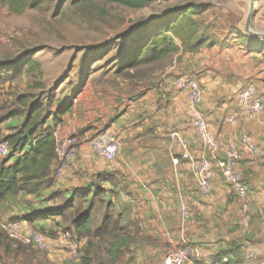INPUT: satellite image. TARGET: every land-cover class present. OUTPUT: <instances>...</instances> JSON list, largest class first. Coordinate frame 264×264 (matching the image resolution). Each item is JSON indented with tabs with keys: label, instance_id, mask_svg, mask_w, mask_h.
<instances>
[{
	"label": "crops",
	"instance_id": "1",
	"mask_svg": "<svg viewBox=\"0 0 264 264\" xmlns=\"http://www.w3.org/2000/svg\"><path fill=\"white\" fill-rule=\"evenodd\" d=\"M261 54L256 43L236 46L215 42L195 53L180 49L139 81L115 73L118 64L101 73L87 68L65 95H61L60 87L52 93V112L64 104L71 105L60 123L75 136L77 158L52 177L51 187L36 195L18 193L3 199L0 221L14 219L56 234L68 233L60 222L61 216L54 211L75 191L93 188L96 179L106 175L111 180L100 185L105 190L104 207L113 198L110 191L114 189L128 208V216L120 219L131 238L125 264H158L162 252L185 245L201 251L199 258L187 264H217L220 255L233 247L240 248L242 264L260 256L264 253L258 220L264 212V108L256 118L245 119L236 110L235 96L240 85L252 81L264 105ZM173 59L177 68L169 73L167 66ZM179 75L194 77L201 84L200 108L218 140L242 149L241 137L248 135L257 147L255 154L244 151L237 164L249 193L250 226L246 230L240 227L241 210L232 187L197 135L186 91L167 82ZM22 94L25 93L15 98ZM24 118L23 112L1 122V135L19 126ZM45 125H52V116ZM175 130L187 137L193 155L212 161L213 186L206 195L197 192L187 163L180 160L181 147L171 137ZM103 131L118 142L113 161H106L88 146V140ZM221 156L222 152H218L217 159ZM177 158L178 164L174 162ZM55 166L53 162L52 172ZM93 194L94 191L85 199L87 207L99 200L93 199ZM184 202L189 206L187 217L181 214ZM112 209L118 210L119 206L113 205ZM76 238L78 241L71 239L77 243L75 255L68 249L58 250L46 254L48 261L76 264L84 240Z\"/></svg>",
	"mask_w": 264,
	"mask_h": 264
},
{
	"label": "rangeland",
	"instance_id": "2",
	"mask_svg": "<svg viewBox=\"0 0 264 264\" xmlns=\"http://www.w3.org/2000/svg\"><path fill=\"white\" fill-rule=\"evenodd\" d=\"M32 1H38L39 6L27 8L20 14L9 11L0 3V106L4 103L8 105L21 92L35 96L42 103L59 87L61 95H65L72 88L71 83H77L87 68L101 73L125 59L127 51L136 46L141 26L154 33L160 24L157 20L168 10L185 3L205 7L195 18L201 20V26L210 40L236 46H247L248 43L255 42L262 52L259 62L264 64V39L249 36L243 31L251 0L155 1L140 9L102 1H96L93 6L79 7L72 5L70 0ZM252 26L253 29L264 30V0H253ZM19 57L20 62H38L42 75L28 72L26 67H22V71L13 77L9 63ZM158 65L160 64L157 63L156 67ZM35 82H41L43 87H31ZM58 124L62 126L61 123ZM57 166L59 162H56L55 168ZM55 168L52 177L57 176ZM86 207L85 201L75 200L73 206L65 213L66 219L61 217V224L70 226L74 212H82ZM91 216L92 228H96L105 216L104 204L99 200L94 201ZM26 225L46 236L57 237V234L50 230ZM68 237L77 240L70 231ZM82 238L83 251L87 238ZM92 240L95 245L91 250V258L107 261L105 243H99L97 239ZM81 249L78 251L76 264H83ZM47 253L49 252L39 250L31 244L15 240L0 227V264H51L46 258ZM263 262L264 253L246 260L245 264Z\"/></svg>",
	"mask_w": 264,
	"mask_h": 264
},
{
	"label": "trees",
	"instance_id": "3",
	"mask_svg": "<svg viewBox=\"0 0 264 264\" xmlns=\"http://www.w3.org/2000/svg\"><path fill=\"white\" fill-rule=\"evenodd\" d=\"M70 1L75 7L80 5L93 6L96 1H102L140 9L151 5L155 1L170 2L173 0ZM1 4L7 6L9 11L16 14L22 13L27 8L39 6L38 1L32 0H1ZM204 9V6L197 7L195 4L185 3L168 10L162 18L157 20L160 24L154 33L146 31L145 26H141L137 34L136 46L127 51L125 59L123 58L118 63L115 73L139 81L150 75L157 63L171 57L180 49L185 53H195L202 48L213 46L215 42L210 40L204 32L201 20L195 18ZM20 59L21 57L13 59V63H9V68L13 70V77H16L22 71V67H26L28 72H36L38 75H42L38 62L35 60L20 62ZM31 87L41 88L43 86L41 82H35ZM52 101L53 97L51 95L46 98L45 103H42L35 96L25 93L16 97L8 105L4 103L0 106V123L20 113L24 112L25 114V118L19 126L11 129L6 134L1 135L0 133V140H7L12 151L21 153L16 159L10 160L13 161L12 164H8L9 162L0 164V201L9 195L18 193L36 195L41 190L51 187L53 183L51 165L55 162L52 130L71 108L68 103L52 112ZM51 116L52 125H45ZM106 180L109 181L111 178L106 175L99 176L93 188L91 186L86 190L75 191L72 198L54 212L66 219L65 213L73 206L74 201H85L93 191V199L98 198L105 205L103 200L105 190L100 188V185ZM110 192L113 198L106 205L105 216L99 228H92V202L84 211H75L70 226L66 228L74 237L87 238V244L82 251L83 264L126 263L127 243L130 242L131 238L126 233V226L120 223V219L128 216V208L123 205L114 189ZM113 205L119 206L117 213L113 212ZM92 239H97L99 243H105L104 251L107 255V261L91 258V250L95 245ZM223 257H228L227 264H242L239 247H233L228 252L222 253L220 260Z\"/></svg>",
	"mask_w": 264,
	"mask_h": 264
},
{
	"label": "built area",
	"instance_id": "4",
	"mask_svg": "<svg viewBox=\"0 0 264 264\" xmlns=\"http://www.w3.org/2000/svg\"><path fill=\"white\" fill-rule=\"evenodd\" d=\"M177 68V61L173 59L167 66L169 73ZM169 82L176 89L185 90L191 111L192 123L195 127L197 135L208 150L210 156L215 158L216 168L222 175L223 179L232 187L234 195L239 203L241 210L240 227L243 230L249 228L250 214L248 210L249 193L246 188L243 174L237 168L244 151L249 154H255L257 147L248 135H242L241 146L239 149L230 142L218 140L210 129L205 112L200 108L202 102V88L197 79L191 76H173L168 78ZM236 110L240 116L251 120L260 115L264 105L261 96L257 92L254 82L248 81L242 85L236 92ZM235 122V121H233ZM52 134L54 137V153L55 162H59V166L55 168L56 175H59L62 169L68 166L76 158L74 149L75 136L71 131L57 124ZM171 137L181 147L180 160L187 163L196 184V190L200 195L208 194L213 186L214 166L210 158L204 156H195L189 148V140L186 136L178 131H172ZM89 148L106 161H113L118 154V142L116 138L109 132H99L88 140ZM218 152H222V156L217 159ZM21 153L12 151L7 140H0V164L16 159ZM177 158L174 160L176 164L180 162ZM181 214L187 217L189 214V206L187 203L181 205ZM259 234L264 241V212L258 215ZM0 227L15 240H19L25 244H31L42 251L54 252L58 250L68 249L75 255L77 251V243L73 242L68 233H58L57 237H49L38 231L29 229L27 225L19 220L8 219L4 222L0 221ZM201 251L193 245H185L162 252L158 258V264H187L193 258H199ZM228 257H223L217 264H227Z\"/></svg>",
	"mask_w": 264,
	"mask_h": 264
},
{
	"label": "water",
	"instance_id": "5",
	"mask_svg": "<svg viewBox=\"0 0 264 264\" xmlns=\"http://www.w3.org/2000/svg\"><path fill=\"white\" fill-rule=\"evenodd\" d=\"M252 18H253V0L250 1V4L248 6V11L243 24V31L249 36L264 39V30L253 29Z\"/></svg>",
	"mask_w": 264,
	"mask_h": 264
}]
</instances>
